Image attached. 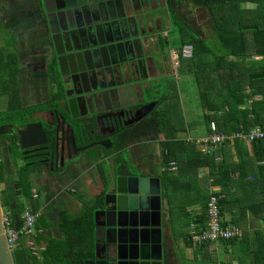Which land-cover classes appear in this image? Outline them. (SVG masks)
<instances>
[{
  "label": "trees",
  "instance_id": "1",
  "mask_svg": "<svg viewBox=\"0 0 264 264\" xmlns=\"http://www.w3.org/2000/svg\"><path fill=\"white\" fill-rule=\"evenodd\" d=\"M190 2L195 8L204 9L209 14L214 31L213 40H209L198 34L189 24L187 26H190L192 32H187L185 28L179 26L176 19L173 23V31L179 35V74L183 78L190 76L194 80L203 109L202 120L187 123L180 90L177 83H171L168 92L166 88L163 89L153 114L143 121V125L136 128L133 136H127L117 147L120 156L116 159L118 164L116 176L124 175L129 168L124 154L130 141L140 143L159 139L163 135L165 140L161 143L162 151L159 158L162 169L157 176L161 179L163 196L167 199L170 217L173 216L172 221L175 218L173 205L178 187L183 181L190 182L189 175L196 174L199 168L208 167L212 185L220 188L213 195L220 198L221 210L226 212L237 204L241 208L242 216L249 214L250 217L262 222L264 193L262 195L250 193L249 185L256 187L261 185L264 179L257 182L258 175L255 174L252 175L255 181L249 182L245 187L248 191L238 193L232 189L238 190L241 185L247 183L245 175L239 171L241 165L245 168L251 167L252 170L258 168L264 171V165H259L264 162V140L249 144L235 140L239 158V161L235 162L231 141L219 145L212 151L213 154L205 155L196 149L195 144L180 139L178 135L187 132V129H194L197 125H202L210 131L212 123L217 125L218 132L225 135L249 132L255 128L264 129V0H190ZM186 46L192 47L190 58L183 56V49ZM256 57L261 59L256 61L254 59ZM2 63L4 60L0 57V64ZM248 100L252 101L249 106ZM110 154L111 152L106 153L107 156ZM93 155L91 159L100 165L102 176H105L106 163L100 162L101 157L97 154ZM218 156L221 158L220 161H217ZM171 163L181 165L177 172L170 171ZM32 172L31 169L20 171L15 179L8 178L7 181L3 163L0 161V186L8 182V188L0 189V201L4 212L11 219L12 227L16 229L21 228L22 215L27 209L32 212L37 210L36 199V208L29 206V202L34 199V187L29 178ZM103 196V193L97 195L77 218H70L65 212L61 213V239H53L48 231L50 227L46 218L44 215L39 217L35 224V233L22 235L19 247L14 249L15 264H85L93 260L97 241L94 213L99 203L103 201ZM204 196L202 194V198H205ZM241 215L232 223L238 225L244 232L246 227L242 225ZM206 222L207 215L204 210L196 224L203 228ZM263 235L264 231H258L252 236L255 240L253 244L257 246L256 250L252 251L254 264H264ZM238 240L240 239L222 243L226 246H236ZM186 241L193 245L189 235ZM31 243L34 244V249ZM210 245L211 243H205L198 247L201 251Z\"/></svg>",
  "mask_w": 264,
  "mask_h": 264
},
{
  "label": "flooded vegetation",
  "instance_id": "2",
  "mask_svg": "<svg viewBox=\"0 0 264 264\" xmlns=\"http://www.w3.org/2000/svg\"><path fill=\"white\" fill-rule=\"evenodd\" d=\"M189 3V0H164L157 4L148 0L147 6L151 4L158 9L148 13L153 20L143 32L139 59L128 60L132 55H124L113 67L115 72L112 78L106 82L92 80L91 73L88 76L83 74L82 78L79 75L65 79L57 76L54 68L55 46L45 24V14L41 16L39 12L37 0H0V21L3 23L0 33L4 34L0 36V57L4 60L0 64V128H4L5 132L0 135V161L7 181L8 178L15 179L20 171L33 170L29 174L35 194L29 202L33 209L36 208L35 201L43 198L47 201L49 198L55 207L64 208L67 200L60 192L68 173L63 176L60 170H74L81 162L79 156L83 154H87V157L97 154L101 157L99 161L105 163L112 155L115 158L120 156L117 147L127 136H133L136 128L153 114L165 83H177L171 65L165 75L168 79L164 80V88L159 86L165 76H158L157 64L148 51L156 50L162 41L167 40L175 19L189 24L202 36L209 33L212 28L210 16L204 9H190ZM205 26L207 32L202 30ZM82 52L85 50H80ZM93 89L95 91L84 94V91ZM119 94L122 95L121 101L117 97ZM84 97L88 99L86 105ZM153 103L154 108L143 119L129 124L137 113ZM36 125L40 126L38 129L42 139H37L38 144L22 148L19 132H27L30 126ZM103 144L110 147L106 148ZM128 144L131 145L132 141ZM109 152L111 154L107 156ZM142 152L146 150L142 149ZM140 153L138 150L137 154ZM74 156L79 159L75 160ZM130 158L129 165L144 168L145 176L150 174L146 169L150 165L148 157L137 158L133 155ZM14 165L19 167L18 172ZM56 170L60 173L57 174ZM130 175L143 176L140 173H124V176ZM116 178V169L107 170L105 176L101 175L100 189L94 197L104 195L98 210L106 209L107 195H110L109 202L112 203ZM1 186L8 188V182ZM41 191L47 196H43ZM53 215L55 222L59 213L54 212ZM101 220H104L103 217Z\"/></svg>",
  "mask_w": 264,
  "mask_h": 264
},
{
  "label": "water",
  "instance_id": "3",
  "mask_svg": "<svg viewBox=\"0 0 264 264\" xmlns=\"http://www.w3.org/2000/svg\"><path fill=\"white\" fill-rule=\"evenodd\" d=\"M152 1L157 4L164 2ZM147 2L37 0L39 12L41 16L45 14V24L55 46L56 75L65 79L74 75L82 78L83 74L88 76L91 73L92 80L107 82L115 72L113 67L124 55H132L128 60H138V51L142 52L139 44L143 32L153 20L148 13L158 9L151 4L147 6ZM80 50L85 52L80 53ZM64 53L70 55L65 56ZM92 91L95 89L84 91V94ZM117 97L119 101L122 100L121 94ZM91 98L94 99V96L91 95ZM84 99V104H88L87 97ZM154 106L155 103L145 107L129 124L139 122ZM39 127L30 126L27 132H19L22 148L38 144L37 139H42ZM3 129L0 128V135L5 134ZM56 171L57 174L62 171L63 176L68 173L66 168ZM126 172L143 176H117L112 203L109 202L110 195H107L106 209L103 211L98 208L94 213L97 240L95 256L85 264H177L165 256L161 179L153 174L145 176V169L133 164L129 165ZM4 213L0 201V264H15L7 240ZM102 217L104 220H101Z\"/></svg>",
  "mask_w": 264,
  "mask_h": 264
},
{
  "label": "crops",
  "instance_id": "4",
  "mask_svg": "<svg viewBox=\"0 0 264 264\" xmlns=\"http://www.w3.org/2000/svg\"><path fill=\"white\" fill-rule=\"evenodd\" d=\"M189 7H190V9L194 8V6L191 2L189 3ZM0 25H3V23H1V21H0ZM211 31L213 32L212 35H210V33H209V37H206L209 40H211V38L214 34L213 29ZM168 33L169 34L167 36V40H166V43H164V45L162 44V45H160V47H157L156 50H154V51L149 50L148 52H149V55L151 54L155 59V62L157 64V68H158V71H157L158 76L163 78L168 73V70L171 69V65H172V67L174 69V74L177 77L176 81L180 82L181 80L179 81V79L182 76H181V74H179V69H180L179 65L180 64H179L178 55H177V53L179 51L178 50L179 47H178V44H175L173 46L169 45L170 40H174L176 43L179 39V35H178V33L177 34L174 33L173 26L170 29V32H168ZM165 35H167V34L165 33ZM162 43H163V41H162ZM164 46L170 48V54L171 55H167L164 52ZM185 48H188L192 51V47H190V46H186V47H184V49ZM184 49H183V51H184ZM190 54H191V52H190ZM168 57L170 58L169 60H168ZM254 59L256 61H258L261 58L256 57ZM176 62L178 63V65H176ZM180 94H182V93L180 92ZM251 102H252L251 100H248V106L251 104ZM183 111H184V109H183ZM208 133H209V131L206 130V128H205L203 131L199 132L198 138H191V137H184V136L181 137L180 134L178 135V137L180 139H184V140H188V139L192 140L193 142L190 144H195L196 149L198 151L202 152L203 154H205L204 153L205 147L203 145L199 144L198 141H201V139L206 138ZM160 137H162V140H160V139H159V141L157 139H154V140L151 139L149 141L145 140V141H142L141 143H132L131 145H128V147H127L126 152H128L129 159H131L130 157H133V155L137 158L142 157V156L148 157L147 160H148V163L150 165L148 167H146V169L150 173L149 175L153 174V175L157 176V173L160 172L162 169L160 166L159 158L161 156V151H162L161 143L164 142L165 137L163 135H161ZM153 143H156L155 146L152 145ZM247 144H249V143H247ZM146 145H148V146H146ZM152 146L156 147V149H157L158 156L156 159H154V154L152 153V150H151ZM142 149H145L146 152H142ZM138 150H139V153L141 151L140 154H137ZM231 150L233 153V158H234L233 160L235 162L239 161V158L237 157V152H236L237 150H236L235 141H231ZM211 154H213V153H211ZM89 156L90 157H87L85 155V156L81 157V162L78 165V167L75 168L74 170L68 171L67 177L65 179L66 182L62 185V187H61L62 192H60L61 196L65 197L67 200V205L64 208L63 207H55L54 204L51 203L49 198H48V201L45 198H43L42 200L39 199L41 202L39 200H37L38 204H36L37 210L35 211V213H40L39 217L44 215V217L46 218L47 223L50 227L48 229V231L51 234L53 239H61L62 238V233L60 230V225L62 224V221L60 218L61 213L65 212L68 216L67 211L69 210V208L74 209L76 211V213H78V214L81 213L80 205L82 204L81 203L82 197L80 198L78 196V197L72 199L70 195L74 194L73 192H75V193H78V195H81V196L83 195V196H86L88 198L89 197L88 194L90 193L91 194V202H92L94 197H95V193L99 190L98 188L100 187L99 184H101V175H102V172L100 170V165H98L97 162H94L91 159V157L93 158V156H94L93 154H89ZM117 158H119V156H117L115 158V156L112 155L111 158L107 159L106 164H108L107 167L109 170L118 169V164L116 161ZM220 160H221V158H220V156H218L217 161H220ZM127 161H128V158H127ZM259 165H264V162L260 163ZM180 166H181L180 164H174L173 165V163H171V165H170L171 170L170 171H176L177 172V169H179ZM77 169H82V170L78 173L77 176H75L76 175L75 171ZM156 170H157V172H156ZM71 171H73V172L71 173ZM239 171L242 173L243 176L245 175V178L247 179V183H245L244 185H241V188H238V190L236 188L232 189L233 192L235 190L238 191V193H244V192L248 191V190H245L246 185L249 184V182L252 183L251 181H255V179L253 178L252 175L258 174V177L260 180L264 179V171H262V170L260 171L258 168L256 170H252L251 167L245 168L244 166L241 165ZM209 174H210V169L208 167H201V168H199V170L196 174L192 173L191 175H189L190 182H188V180H187V182L184 181L178 187L177 191L180 192V194L178 193L177 196L179 195V197L174 199V205H173L174 215H175V217L178 216L177 218L180 220V221H178L177 224H179L181 227L186 229L184 232H182L179 235L181 237L180 240L182 241V245H183L184 249L186 248V252L191 250L193 255H195L193 257L184 256V255L180 256V255H178V253L174 249V245H176L177 241H176V237L174 235L175 231H174L173 225H172L173 216H172V218L170 217L168 202H167V199L164 198V196H163V213H164V215H163V217H164V224H163L164 228L163 229H164V241H165V256H167V258L172 263H177V264H181V263L241 264L242 263L241 259H235V260L230 259V251L233 248V245L226 246V245H224V243L219 242V243L211 244L206 250L204 249V250L200 251L198 245H189L186 241V237L190 234L192 224L196 223V220H198L199 217L202 214H204V210H206V204L208 202L207 200L210 199L209 197L211 195H213L214 193H217L220 190L219 187H214L212 185V180L210 179ZM75 179H79V180H75ZM72 180H75V181L72 182ZM71 182H72V184H71ZM251 186H253V185H251V184L249 185V192L259 194V191H260L259 187L262 186L260 188L264 189V181L261 185H258L256 187L255 186L251 187ZM256 188H258V190ZM84 194H86V195H84ZM202 194L205 195L204 196L205 198H202ZM42 195L47 196V194L45 192H42ZM34 197H35V194H34ZM206 197H207V199H206ZM85 208H86V206H85ZM55 209H57V211ZM54 212H57V214L59 213L58 219L55 222L53 220V217L55 216V215H53ZM241 212H242L241 208L237 204H235L234 207H232L230 210H228L226 212L222 211V214L227 221L232 222L236 218H238V219L240 218ZM242 217H243L242 225H244L246 227V229L243 232L244 235H243L242 239H244L245 237H249L252 233L255 234L258 231H263L264 221L261 222L254 217H250L249 214L243 215ZM261 226H263V227H261ZM34 233H35V230H34ZM40 233L41 232H38V234H40ZM210 249L213 250V253L215 252L216 256H213L214 254H211ZM35 251L36 252L38 251L36 246H35ZM186 257H189V258H186ZM196 259H202V260L197 261ZM244 264H254V263L253 262H251V263L247 262Z\"/></svg>",
  "mask_w": 264,
  "mask_h": 264
},
{
  "label": "built area",
  "instance_id": "5",
  "mask_svg": "<svg viewBox=\"0 0 264 264\" xmlns=\"http://www.w3.org/2000/svg\"><path fill=\"white\" fill-rule=\"evenodd\" d=\"M190 52L192 54V51L190 49L185 48L183 51V56L186 58H190L192 56ZM176 64L178 63L176 62ZM235 140H240L247 143H251L257 140H264V129L255 128L249 132L241 131L236 132L233 135H225L218 132L217 125L215 123H212L210 125V131L207 137L201 139V141H198V143L205 147V154H211L214 149L223 144L225 141ZM187 141L190 143L193 142L190 139H188ZM219 202V197L211 195L206 206L207 222L205 226L203 228H200L196 223L192 224L189 234V240L193 243V245L227 242L238 239L243 235V231L238 225L227 221L224 218ZM39 215L40 213H35L27 209L22 215L23 221L21 228L16 229L12 227V222L9 215L4 213L3 219L7 240L12 252L14 251V249L19 247L22 235L28 236L34 234L35 224ZM30 245L33 246L34 249V244L31 243Z\"/></svg>",
  "mask_w": 264,
  "mask_h": 264
},
{
  "label": "rangeland",
  "instance_id": "6",
  "mask_svg": "<svg viewBox=\"0 0 264 264\" xmlns=\"http://www.w3.org/2000/svg\"><path fill=\"white\" fill-rule=\"evenodd\" d=\"M179 23V26H181V27H183V28H185V30L187 31V32H192V30H190L191 28H190V26L188 27L187 26V23H182L181 21H178ZM176 28V26H174V29ZM202 30L203 31H205V32H207V29H206V26L204 27V28H202ZM212 28H210V31H209V33H210V35H212ZM175 31H176V29H175ZM177 32V31H176ZM209 33H207V34H205V38L206 37H209ZM175 34H177V33H175ZM0 36H4V34L3 33H0ZM8 38V36H5V38ZM211 38V37H210ZM9 39V38H8ZM211 40H213L212 38H211ZM166 41H164L162 44L164 45V43H165ZM178 42H179V40L175 43V41L174 40H170V42H169V45L171 46H173V45H175V44H178ZM210 42H212V41H210ZM173 48V47H172ZM164 52L167 54V55H171L170 54V48H168V47H166V46H164ZM177 55H178V53H177ZM168 60H169V57H168ZM180 76V75H179ZM182 78V79H181ZM180 79H179V81L180 82H177V86H178V88H179V90H180V92L182 93L181 94V100H182V105H183V109H184V115H185V118H186V120H187V123H191V122H195V121H201L202 120V115H203V109H202V107H201V105H200V97H199V92H198V88H197V86H196V84L194 83V81H193V79L190 77V76H187V77H185L184 79H183V77H181ZM166 79H168V77L167 76H165L163 79H161V81H160V83H159V86L161 87V88H164V83L166 82V81H164V80H166ZM171 84H170V82L169 81H167L166 83H165V88H166V91L168 92V89H169V86H170ZM158 86V87H159ZM181 88V89H180ZM205 129V127L204 126H202V125H197L194 129H192V130H189V129H187V132H184V133H181L180 135H181V137L182 136H184V137H191V138H198V136H199V132H201V131H203ZM160 140H162V137H160L159 138ZM159 139H157L158 141H159ZM152 140H154V139H152ZM155 144L156 143H153L152 145L153 146H155ZM146 146H148V145H146ZM145 146V147H146ZM152 146V148H151V150H152V153L154 154V159H156L157 158V156H158V153H157V149H156V147H153ZM144 147V148H145ZM85 155H87V154H83V155H80L79 156V158L80 157H83V156H85ZM88 156V155H87ZM124 157L125 158H128V155H127V153L125 152V154H124ZM75 159H77V158H75ZM81 159V158H80ZM14 167V169H15V171L16 172H18L19 170V167L17 168L16 167V165H14L13 166ZM78 167V166H77ZM76 167V168H77ZM83 169V168H82ZM82 169H77L76 171H75V176H77L78 175V173L82 170ZM107 170L109 171V169L107 168ZM72 173V172H71ZM256 175H258V174H256ZM14 176V175H13ZM74 176V177H75ZM75 180H79V179H75ZM75 180H72V182L73 181H75ZM258 181H260V179H259V177H258V180H257V182ZM72 182H71V184H72ZM184 182V181H183ZM187 182V181H186ZM260 187H262V186H260ZM259 187V193L262 195V193H264V189H262V188H260ZM1 189H3V187L1 186ZM98 189H100V187L98 188ZM257 190H258V188H256ZM74 194H72V195H70L71 196V198L73 199V198H76V197H82L81 198V205H80V210H81V213L80 214H78V213H76V211L74 210V209H71V208H69V210L67 211L68 212V216L70 217V218H76V217H78V216H80L81 214H82V212H83V210H85V206L87 205V204H90V202H91V194L89 193L88 195H89V197L87 198L86 196H81V195H78V193H75V192H73ZM180 194V192H178V191H176V195H175V199L176 198H178L179 197V195L177 196V194ZM84 195H86V194H84ZM93 198V197H92ZM88 199V200H87ZM6 211V210H5ZM6 214V213H5ZM178 217V216H177ZM177 217H175L174 218V221L172 222V225H173V229H174V235H175V237H176V245H174V249H175V251L178 253V255H184V256H191V257H193V256H195V255H193V253L191 252V250L190 251H187L186 252V248L184 249V247H183V245H182V241L180 240V234L182 233V232H184L186 229H184L183 227H181L179 224H177L178 223V221H180ZM261 227H263V226H261ZM257 228V227H256ZM35 230V229H34ZM263 231H264V229H263ZM189 233V232H188ZM244 235V234H243ZM243 235L239 238L240 240H238V242L236 243V246H233V248L231 249V251H230V259L232 260V259H241L242 260V262H244V263H251V262H254L255 261V258H254V256H253V253H252V251H254V250H256V244H253V242L255 241L254 239H252V236H254L255 234L254 233H252L251 235H250V237H245L244 239H242V237H243ZM261 234H258V236H260ZM262 238V237H261ZM263 238H264V235H263ZM250 241V242H249ZM175 243V242H174ZM212 249V248H211ZM210 249V252H211V254H214L213 256H216L215 255V252L213 253V250H211ZM186 258H189V257H186ZM220 258V257H219ZM218 258V259H219ZM197 261H201L202 259H196ZM193 261V260H192Z\"/></svg>",
  "mask_w": 264,
  "mask_h": 264
},
{
  "label": "clouds",
  "instance_id": "7",
  "mask_svg": "<svg viewBox=\"0 0 264 264\" xmlns=\"http://www.w3.org/2000/svg\"><path fill=\"white\" fill-rule=\"evenodd\" d=\"M178 61H179V58H178ZM176 65H178V64H176Z\"/></svg>",
  "mask_w": 264,
  "mask_h": 264
}]
</instances>
